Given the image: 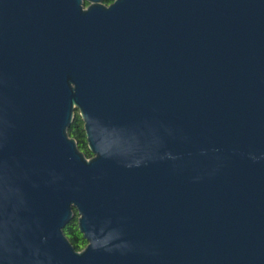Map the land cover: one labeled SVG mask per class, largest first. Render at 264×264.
<instances>
[{"label":"water","instance_id":"1","mask_svg":"<svg viewBox=\"0 0 264 264\" xmlns=\"http://www.w3.org/2000/svg\"><path fill=\"white\" fill-rule=\"evenodd\" d=\"M86 1L0 0V264H264V0Z\"/></svg>","mask_w":264,"mask_h":264},{"label":"trees","instance_id":"2","mask_svg":"<svg viewBox=\"0 0 264 264\" xmlns=\"http://www.w3.org/2000/svg\"><path fill=\"white\" fill-rule=\"evenodd\" d=\"M83 127V120L77 114L72 126L69 129V133L71 137H74L78 141L81 151H83L88 157H91L93 154L88 148L86 132ZM65 234L69 237L70 241L77 250L83 249L87 244V241L80 232L77 223H72L67 228H65Z\"/></svg>","mask_w":264,"mask_h":264},{"label":"flooded vegetation","instance_id":"3","mask_svg":"<svg viewBox=\"0 0 264 264\" xmlns=\"http://www.w3.org/2000/svg\"><path fill=\"white\" fill-rule=\"evenodd\" d=\"M114 2H115V0H103V1H102V3H103L104 5H106V6H109V5L113 4ZM84 4H85V7H86V6L89 5V2L85 0ZM78 216H79V215H78L77 211L75 210V218H74V220H73L70 224H72V223H77V226H78ZM75 219H76V221H75ZM70 224H69V225H70ZM69 225H68V226H69ZM68 226H67V227H68ZM67 227H66V228H67Z\"/></svg>","mask_w":264,"mask_h":264}]
</instances>
